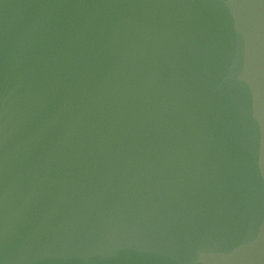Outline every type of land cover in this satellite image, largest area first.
Instances as JSON below:
<instances>
[{"label":"water","instance_id":"1","mask_svg":"<svg viewBox=\"0 0 264 264\" xmlns=\"http://www.w3.org/2000/svg\"><path fill=\"white\" fill-rule=\"evenodd\" d=\"M0 264H264V0H0Z\"/></svg>","mask_w":264,"mask_h":264}]
</instances>
